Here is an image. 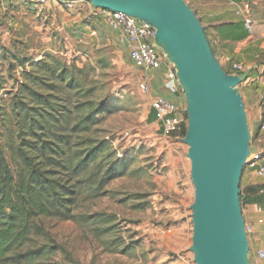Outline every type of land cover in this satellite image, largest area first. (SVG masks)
Masks as SVG:
<instances>
[{
  "label": "rangeland",
  "instance_id": "374dc122",
  "mask_svg": "<svg viewBox=\"0 0 264 264\" xmlns=\"http://www.w3.org/2000/svg\"><path fill=\"white\" fill-rule=\"evenodd\" d=\"M15 4L0 23V146L14 171L27 157L76 198L72 218L34 219L28 242L0 264H148L165 202L181 197L191 246L188 146L170 157L175 147L148 121L149 95L128 53L103 22L83 16L71 34L46 10L59 7L52 2ZM173 166L188 167L178 192L167 184Z\"/></svg>",
  "mask_w": 264,
  "mask_h": 264
},
{
  "label": "water",
  "instance_id": "95a60500",
  "mask_svg": "<svg viewBox=\"0 0 264 264\" xmlns=\"http://www.w3.org/2000/svg\"><path fill=\"white\" fill-rule=\"evenodd\" d=\"M96 8L129 15L156 30L154 44L177 71L187 102L191 179L195 187V264H250L241 206V178L251 146L246 106L238 87L250 72L227 74L204 28L184 0H89Z\"/></svg>",
  "mask_w": 264,
  "mask_h": 264
},
{
  "label": "crops",
  "instance_id": "0c3cea01",
  "mask_svg": "<svg viewBox=\"0 0 264 264\" xmlns=\"http://www.w3.org/2000/svg\"><path fill=\"white\" fill-rule=\"evenodd\" d=\"M16 1L18 0H0V23L7 21L5 18L7 15L15 13ZM184 1L200 20L211 49L223 69L229 70L231 75L250 72L249 79L242 86H253L256 93L248 92L242 96L253 136L252 146L258 149V153L264 152V0ZM245 3L251 6L253 21L251 31L247 30L245 25V20L248 17L244 9ZM62 8L60 6L49 7L46 10L51 11L54 17L62 22V30L74 34L76 24L80 22L81 17L88 18V11L86 13L84 9L78 7L75 8L77 14H69ZM96 21L102 23L101 20L94 22ZM69 27L72 28L69 29ZM85 28L84 26L83 29ZM111 33L118 41L117 35L112 31ZM120 45L128 53V61H130L128 49L121 43ZM158 51L164 59L161 66L148 76H143L141 71H138L150 87L149 100L152 102L157 97L165 98L174 103L187 117V102L182 88L179 87L176 91H171L168 88V69L171 63L161 50L158 49ZM231 63L244 65V72L232 71ZM254 96L257 97L256 101L253 99ZM151 112L155 117L152 109ZM148 121L159 130L160 126L156 118ZM181 130L167 136L175 147L169 153L171 158L174 157L175 149L184 151L185 143ZM159 132L160 135H163L161 131ZM187 168L167 167V184H169L170 190L178 192L179 184L186 187L187 183L182 180V175L186 174ZM244 170L240 184L242 211L245 222L253 228V233L248 238L251 244L249 260L252 259V262H255L257 252L264 251V179L256 176V168L247 166ZM165 203L167 209L160 215L164 226L151 232L154 234L151 237L156 241V249L152 252L153 259L149 260L148 264H194L189 246V223L186 221V213L182 210L185 201L181 197L170 199ZM259 264H264V260Z\"/></svg>",
  "mask_w": 264,
  "mask_h": 264
},
{
  "label": "trees",
  "instance_id": "16d2710c",
  "mask_svg": "<svg viewBox=\"0 0 264 264\" xmlns=\"http://www.w3.org/2000/svg\"><path fill=\"white\" fill-rule=\"evenodd\" d=\"M225 72L230 73L229 70ZM154 118L151 112L149 119ZM186 134L187 126L181 130L184 138ZM85 170L83 167L76 173ZM49 174L28 163L27 157L25 166L14 171L0 146V263L12 261L9 254L28 242L34 219L72 218L76 191L67 184L50 179Z\"/></svg>",
  "mask_w": 264,
  "mask_h": 264
},
{
  "label": "built area",
  "instance_id": "2783aa9c",
  "mask_svg": "<svg viewBox=\"0 0 264 264\" xmlns=\"http://www.w3.org/2000/svg\"><path fill=\"white\" fill-rule=\"evenodd\" d=\"M28 1L36 5H46L52 2L54 5L63 7L66 10L88 6V20H101L110 31L117 35L118 41L128 49L131 63L141 71L143 76H148L152 71L158 69L164 61L163 56L159 53L158 48L154 44L156 30L146 22L139 21L123 13L96 8L89 0ZM244 9L248 14L245 25L247 30L251 31L253 21L250 4L245 3ZM231 69L232 71L242 73L245 67L239 63H231ZM167 84L171 91H176L180 87L177 71L172 64H170L168 69ZM142 89L147 94L150 91V87L145 80H143ZM151 109L154 111L156 121L160 126L159 131L166 137L180 131L187 125V117L185 114L181 113L174 103L165 98L157 97L152 100ZM247 166L256 168V176L260 179H264V152H257L252 155V158L247 161L246 167ZM246 232L248 237L253 233V228L247 223ZM262 260H264V251L260 250L257 252L256 261H250V264H259Z\"/></svg>",
  "mask_w": 264,
  "mask_h": 264
}]
</instances>
